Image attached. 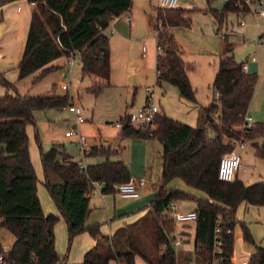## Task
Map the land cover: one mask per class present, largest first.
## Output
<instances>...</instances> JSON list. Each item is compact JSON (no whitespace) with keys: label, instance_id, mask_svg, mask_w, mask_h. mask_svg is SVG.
Listing matches in <instances>:
<instances>
[{"label":"trees","instance_id":"obj_1","mask_svg":"<svg viewBox=\"0 0 264 264\" xmlns=\"http://www.w3.org/2000/svg\"><path fill=\"white\" fill-rule=\"evenodd\" d=\"M13 1L16 0H0V6ZM30 1L35 4L18 66L20 78L38 71L37 78H42L57 68L51 65L56 59L79 55L83 75L94 79L89 88L98 95L110 84L112 73L111 43L106 30L115 19L131 10L133 0ZM249 10L246 0H228L223 9L210 8L215 18L221 20L229 13ZM188 13L184 8L161 6L152 18V28L159 30L157 43L161 48L157 55L156 82L176 86L183 99L195 103L196 90L189 75L191 65L183 57L172 32L175 27L191 26ZM245 64L236 60L233 44L226 42L214 81L218 98L202 107V124L198 127L162 113L156 117L155 129L150 124L132 123L128 112L120 117V137L156 139L162 143L163 167L148 217L113 236L103 234L100 223L87 225L86 222L91 192L95 189L93 183L102 182L104 193H114L118 184L131 177L123 160L112 159L119 149L91 146L87 155L104 156L106 161L89 165L72 159L55 144L49 152L41 151L45 186L67 221L69 245L76 235L85 231L97 240L81 263H70L57 251L55 226L59 216L44 212L27 132V127L36 123V111L71 106L72 98L55 90L39 96L21 95L0 72V82L7 87L0 94V227L7 228L14 236L5 254L6 264H110L111 259L121 264H136L137 256L150 264H177L173 246L176 238L165 231L169 221L166 209L172 200L196 203L197 257L202 261L210 258L214 229L219 222L225 230L231 229V233H224L226 264H237L236 240L243 237L254 243L249 226L237 219V209L243 202L264 206V180L246 184L238 175L230 181L218 176L221 158L233 150L234 139L253 140L255 154L264 158V123L239 129L246 123L258 82L256 73L245 72ZM209 127L215 132L213 137ZM36 138L40 143L37 132ZM175 178L203 195L169 186ZM142 231L147 236L140 235ZM250 263L264 264V246L255 244Z\"/></svg>","mask_w":264,"mask_h":264},{"label":"rangeland","instance_id":"obj_2","mask_svg":"<svg viewBox=\"0 0 264 264\" xmlns=\"http://www.w3.org/2000/svg\"><path fill=\"white\" fill-rule=\"evenodd\" d=\"M133 1L134 21L139 23L143 17V28L138 33L140 41L112 43L110 84L104 86L98 95L89 88L94 81L83 75L80 58L72 65L70 57L62 56L51 64L57 68L42 78H37L40 71L20 78L18 65L32 19V13L27 8V5L32 4L29 0L24 3V13L28 9L26 17L19 14L15 4L8 6L6 12H0V72L21 95L39 96L52 93L53 90L59 95L68 93L73 104L78 103L82 109L85 121L80 124V129L87 137V147L103 145L114 150L119 149L116 148L119 144L124 146L120 153L121 158L134 166L137 172L134 178L143 179L146 174L149 175L151 183L148 190L162 172V145L156 139H123L119 136L120 117L146 105L147 89L152 87L155 103L162 114L195 127L200 126L201 106H208L217 98L214 81L227 42L233 44L236 60L246 63L250 68L249 72L258 75L248 115L253 123H264V17L249 10L239 14L229 13L221 20L215 18L210 8L220 9L226 0H178L177 7L186 9L191 17L189 28L175 27L173 34L184 50L185 60L191 65L189 75L197 96L194 103L183 99L176 86L167 82L158 85L156 82V54L159 49L156 32L147 20L156 15L157 8L161 7V0ZM243 20L244 25L241 24ZM216 27L220 32H227L226 40L215 31ZM6 91L7 87L0 82V94ZM10 92L14 94L15 90L10 89ZM76 117L70 106L35 112L36 123L33 128L38 133L45 152H49L55 144L60 150L71 154L75 160L83 162L81 158L84 160L85 152L78 136L66 135L75 126ZM239 129L244 128L241 125ZM213 131L209 127V133ZM238 139L244 141L242 148L232 141L233 150L239 152L242 158L238 177L246 184L264 180V158L255 154L254 141L244 137ZM258 141L262 142L261 139ZM174 184L178 187L186 185L182 180H175ZM176 205L179 210L188 211L195 206V202L177 200ZM236 216L249 226L254 240V243L243 237L236 240V262L243 264L250 260L255 244L264 246V206L243 202L239 205ZM168 226L172 229L169 234L171 237L177 236L180 239L182 236L186 239L185 243L178 245L173 242L178 262L184 264L186 258L195 259V222H170ZM13 240V234L7 228L0 227V248H9Z\"/></svg>","mask_w":264,"mask_h":264},{"label":"crops","instance_id":"obj_3","mask_svg":"<svg viewBox=\"0 0 264 264\" xmlns=\"http://www.w3.org/2000/svg\"><path fill=\"white\" fill-rule=\"evenodd\" d=\"M26 1L27 0H16L10 3H7L5 5H1L0 12H3V11L6 12V8L8 6H10L11 4H15L17 5L19 9V14L25 15L26 17L28 15L27 14L28 9L27 11L25 10V13H24V6H25L24 3ZM133 5H134V1H133ZM33 6H34L33 4L27 5V8L30 9L31 13L33 10ZM221 8L223 9V7ZM132 11H133V6L128 13L115 19L111 23L109 28L106 30L107 34L109 33L112 34L111 36H109L111 48L113 46L112 43H116V42L122 44V43H127V42L129 43V42H139L140 41V38L138 37V33L143 28L142 26L143 17H141L140 22L137 23L133 19ZM127 15L131 16V21H128L126 19ZM152 18L153 16L147 20L150 26L152 25ZM173 30L174 28L172 29V32ZM25 42H24V47H25ZM23 52H24V49H23ZM23 52H22V56H23ZM158 52L156 54V63H157ZM143 55L144 56L146 55L145 52L143 53ZM22 56L20 58V61L22 59ZM183 57H184V52H183ZM111 58H112V49H111ZM156 72H157V68H156ZM89 78L94 81L92 77H89ZM217 98H218V94H217ZM216 99H213L212 101ZM202 107L204 106H201V111H202ZM200 116H201V113H200ZM33 127H34L33 125H29L27 127V132L29 135L31 158L34 163V166H35V169L38 175V179H39L38 180V195L40 197L44 212L46 214H55L59 216V221L57 222L55 226L57 251L61 258H66L70 263H81L84 260L85 254L97 244V240L88 231H85V232H82L76 235L73 239L71 246L69 245V233H68L67 221L65 217L61 214L58 206L56 205L55 201L53 200L48 189L45 186L44 169H43L42 160H41V151L43 149H42L41 143H39L36 138V131ZM214 135H215L214 131L210 133V137H213ZM160 144L162 145L161 142ZM116 148H119V153L117 155L112 156V159L123 160L126 163L131 176L137 175V172L135 171L134 166H132V164L130 166V162H127V160L121 158L120 156V153L124 150L125 147L119 144V146L118 147L116 146ZM84 152H85L84 160L83 158H81V161H83L82 163L84 165L97 164V163H102L106 161V157L104 156H89L87 155L86 151ZM162 153H163V145H162ZM68 155L71 156V158L75 160V158L71 154L68 153ZM102 157H103V160L101 159ZM144 178L146 179V183L144 185L138 186L139 196L135 198L125 197L118 192L104 193L101 189H94L91 192V201H90L91 209H90V213L87 218L86 224L92 225L95 223H100L101 232L105 235L113 236L115 233L119 232L121 229H125L129 226L132 227L133 225H136L137 223H139L140 221L148 217L149 213L146 214V212L149 211L148 207L150 206L151 202L155 199L157 195V191H156V185H155L156 182L153 184L151 189L147 190L148 185L151 183L149 182V175L146 174ZM175 180H182V179L175 178L169 184V186L178 187L174 184ZM178 188H182L186 191L203 195L201 191H198L192 187H189L187 184L184 185V187L183 185H180V187ZM195 209H196V203H195V206L193 208H190L188 211L195 210ZM182 211H185V210H182ZM170 222L174 224L175 221L169 219L166 225V228H165V231L168 235L170 234L172 230L168 226ZM145 231H142L140 235L144 237L147 236L145 235L146 233ZM174 237L177 238V236H174ZM148 242L150 241L148 240ZM185 242H186V239L183 243ZM12 244L10 245V247L12 246ZM194 254H195V248H194ZM177 261H178V257H177ZM200 262H201V259L197 257V255L195 254V259L186 258V261H184V264H201ZM177 263L180 264L179 262ZM110 264H121V263L116 259H111ZM136 264H150V263L147 262L142 257L137 256Z\"/></svg>","mask_w":264,"mask_h":264},{"label":"built area","instance_id":"obj_4","mask_svg":"<svg viewBox=\"0 0 264 264\" xmlns=\"http://www.w3.org/2000/svg\"><path fill=\"white\" fill-rule=\"evenodd\" d=\"M30 1V0H29ZM32 4H35L34 1H30ZM247 4L249 5L250 10L254 13L264 17V0H246ZM178 0H161V6L164 8H175L177 7ZM126 19L131 21V16L127 15ZM242 25L245 24L243 20L241 22ZM216 32H219L223 38H226L227 32L219 30V28H215ZM156 36L159 34V30H155ZM159 52L161 48L158 47ZM70 63L75 65L76 59H79V55H73L70 57ZM245 72H249L248 65H244ZM148 92V101L146 105L139 108L134 112H129V118L132 123L136 125H145L150 124L154 129L157 127L156 125V117L160 113L159 107L155 103V96H154V89L152 87L147 89ZM70 110L75 112L76 114V122L75 126L66 132L68 137L78 136L79 142L82 146L84 151H87L89 147H87V137L81 132L80 124L85 121V118L82 114V109L79 104H72L70 106ZM255 123L252 122V118L248 115L246 117V123L243 125L244 127H253ZM234 142L239 147H244V141L239 139H234ZM242 166V158L239 152L236 150H232L229 153H226L222 156L218 176L220 179L225 181L233 180L235 175H237L239 169ZM146 183V179H136L133 176L126 182L120 183L116 186L117 192L125 197H138L139 196V185H144ZM95 189H102L104 184L99 181H95L94 183ZM166 216L175 221L181 222L183 224H188L191 222H195L197 220V212L196 210L191 211H182L177 208L176 201L172 200L168 208L166 209ZM224 233H231V229H224L220 223L218 222L215 229H214V241L213 246L210 253V258L207 261H202L201 264H226V256H225V249H224ZM185 241L184 237H180V239L176 238L175 243L178 245ZM9 251V248L3 247V251L0 252V264H6L5 261V254ZM166 252V247H163V253ZM178 264V263H177ZM243 264H251L250 260L244 261Z\"/></svg>","mask_w":264,"mask_h":264},{"label":"water","instance_id":"obj_5","mask_svg":"<svg viewBox=\"0 0 264 264\" xmlns=\"http://www.w3.org/2000/svg\"><path fill=\"white\" fill-rule=\"evenodd\" d=\"M226 3H227V1L223 3V6H222L223 8H224V6L226 5Z\"/></svg>","mask_w":264,"mask_h":264}]
</instances>
